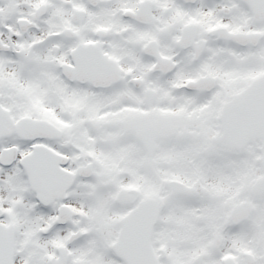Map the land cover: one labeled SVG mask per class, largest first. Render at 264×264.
I'll use <instances>...</instances> for the list:
<instances>
[{
	"label": "snow or ice",
	"instance_id": "1",
	"mask_svg": "<svg viewBox=\"0 0 264 264\" xmlns=\"http://www.w3.org/2000/svg\"><path fill=\"white\" fill-rule=\"evenodd\" d=\"M0 264H264V0H0Z\"/></svg>",
	"mask_w": 264,
	"mask_h": 264
}]
</instances>
